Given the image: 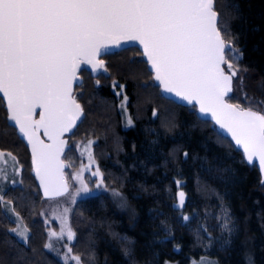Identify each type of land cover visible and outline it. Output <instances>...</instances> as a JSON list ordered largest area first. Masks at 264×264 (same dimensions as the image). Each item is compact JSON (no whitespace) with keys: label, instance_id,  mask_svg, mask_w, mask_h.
<instances>
[{"label":"snow or ice","instance_id":"snow-or-ice-1","mask_svg":"<svg viewBox=\"0 0 264 264\" xmlns=\"http://www.w3.org/2000/svg\"><path fill=\"white\" fill-rule=\"evenodd\" d=\"M217 3L218 0H0V93L6 100V119L30 146L34 172L45 198L67 196L74 205L84 194L104 192L120 201V209L135 214L122 191L115 187L110 189L105 183V174L93 152L96 140L82 142L81 155L86 154L88 162L79 171L66 174L65 169H71L72 164L62 159L69 147L68 140L64 139L65 133H70L77 122L87 118L77 99V96L83 98V93H77L73 88L74 84L82 87L78 74L81 66L94 74H108L105 61L99 57L109 54L112 48L136 46L132 42L142 46L141 56L146 57L153 73L151 81L142 87L157 88L161 99L191 106L198 118H210L214 122L212 130L216 131L218 126L226 133L225 138L233 142V147L240 150L243 157L240 162L249 166L255 163L259 167L260 183L264 185V111L229 102L235 91L249 100L243 91L244 77L240 75L247 70L240 66L244 53L237 46L238 37L231 36ZM132 62L135 63V58ZM234 80L237 82L235 87ZM95 85L99 89V79L95 80ZM111 87L119 99L117 108L124 117L125 127H134L125 85L113 80ZM38 108L41 112L39 119H35ZM161 112L162 109L153 106L152 118L159 119ZM162 127L164 135L161 137L157 133L158 138L149 143V158L155 155L161 139H176L168 135L179 127L175 115L168 114ZM179 136L191 140V130L180 132ZM132 147L135 151L136 146ZM202 147L209 150L206 145L202 144ZM176 151L173 149L170 154L173 160ZM182 154L187 163L190 153L183 151ZM8 158L13 161V167L11 172L0 168V184H23V180L16 179L23 169L18 157L10 151L0 150V164L6 166ZM192 159L202 160L201 168L206 172L216 170L208 166L206 155H193ZM85 171L97 177L93 188H89L83 179ZM232 176L235 177V172ZM177 177H183L182 170H177ZM177 177L173 178L177 188L176 202L171 207L180 213L178 219L187 226L193 217L183 211L188 200L184 191L186 180ZM141 191L147 192L148 189L141 186ZM165 192L170 193L171 189L166 187ZM71 212V207L65 206L53 217L59 220V231H47L44 249L54 250L53 238L69 242L77 240V232L70 222ZM0 216L16 224V227L3 229L0 233V240L8 244L4 254L12 264H36V249L29 243L34 234L21 223L22 217L16 211L14 201L6 199L3 192H0ZM216 218L220 231L227 236V239L220 238V247L226 249L232 245L239 226L223 205L221 215ZM164 227L167 232L165 240L172 238V229ZM201 229L210 240L214 239L206 226L201 225ZM119 239L129 245L135 243L126 236ZM88 244L89 250L81 254L74 253L70 244H66L61 257L64 264L69 261L96 264L94 238ZM207 247H211V243ZM174 248L180 251L179 245ZM55 251L59 252V249ZM132 251L131 248L125 249V256ZM248 259L252 264L251 257ZM164 264L172 262L165 261ZM191 264H219V261L200 257L199 260L191 259Z\"/></svg>","mask_w":264,"mask_h":264},{"label":"trees","instance_id":"trees-1","mask_svg":"<svg viewBox=\"0 0 264 264\" xmlns=\"http://www.w3.org/2000/svg\"><path fill=\"white\" fill-rule=\"evenodd\" d=\"M217 7L222 9L224 24L229 27L232 37H238L237 46L244 53L240 66L247 71L240 75L264 91L261 87L264 85V0H218ZM141 52L134 46L105 55L108 74L94 76L91 71H82L85 81L77 88L82 90L83 98H78L87 118L71 138H99L95 153L106 184L122 191L135 214L120 209V201L104 192L81 199L73 212L77 232L73 252H87L88 241L94 238L96 264H164L165 261L191 264V259L199 260L200 257L218 260L219 264H249L251 257L252 264H264V185L260 183L259 167L255 163L252 166L241 163L240 150L233 147V142L217 127L216 131L212 130L213 121L198 118L191 106L161 99L157 88L142 87L151 81L153 73ZM96 79L101 82L99 89L95 85ZM113 80L125 85L135 123L132 128L125 127L124 117L117 108L119 99L111 87ZM230 100L247 107L235 94ZM153 106L162 109L159 119L152 118ZM259 106L264 108V105ZM168 114H174L179 124L168 134L176 139H161L155 155L149 158V143L158 138L157 133L161 137L164 135L162 122ZM7 116L5 101L0 96V150L12 152L23 165V184L11 185L3 193L6 199L14 201L23 224L34 234L29 243L36 249V264H64L52 250L43 248L48 240V226L41 219L45 198L32 172L30 149ZM193 124L195 128L191 127ZM187 129L191 130V140L179 136ZM202 144L209 150L206 151ZM173 149L177 150L175 160L170 155ZM183 151L190 153L187 163ZM77 152L76 147H71L65 159L76 165ZM193 155H206L208 166L216 170L212 173L204 171L201 168L203 161H193ZM228 168L232 171H225ZM178 169L183 171V177H177ZM174 177L186 180L184 191L188 200L183 211L193 217L187 226L178 219L180 213L171 207L176 202ZM141 186L148 191H141ZM166 187L171 189L170 193L165 192ZM221 205L230 210L239 226L232 245L226 249L220 247V238L227 239V236L220 231L216 218L221 215ZM165 225L173 232L172 238L166 240ZM201 225L207 227L214 239L207 237ZM15 226L0 216V233ZM113 233L117 235L113 236ZM125 236L135 243L129 245L119 239ZM209 243L211 247H207ZM174 245L180 246L179 252ZM7 247L8 244L0 240V264H12L4 254ZM128 248L133 251L125 256L124 250Z\"/></svg>","mask_w":264,"mask_h":264},{"label":"rangeland","instance_id":"rangeland-1","mask_svg":"<svg viewBox=\"0 0 264 264\" xmlns=\"http://www.w3.org/2000/svg\"><path fill=\"white\" fill-rule=\"evenodd\" d=\"M106 66H107V63H106ZM83 77H84V81H85V76L83 75ZM248 79L249 78H247V77L244 78L243 91L248 94L249 100L246 101L243 98V95L241 94V92H239V91H235L233 93V95L235 94L238 99H240L241 101H244L246 103L247 107L249 105H251L255 109H259V110L264 111V108L259 106V105H264V103H261V102H264V100H263L264 91L262 89L259 90L252 82L248 81ZM84 81H83V83H84ZM236 83L237 82L235 80L234 81V87H235ZM125 91H126V89H125ZM76 92L80 93V92H82V90H78V88H77ZM233 103H235V102H233ZM259 103H261V104H259ZM236 104H240V105L243 106V104L241 102L240 103H236ZM128 111L130 113L129 104H128ZM124 125H125V123H124ZM88 139H94V140H96V143L99 141L98 140L99 138L96 139V138H88V137H82V138L81 137H76V138H71L70 139L71 147H73V148L76 147L77 148V150H78L77 155H78L79 158H78V161H77L78 163L76 165L72 164V168L71 169H67V171H66L67 174H71L72 172L79 171V169L82 166L87 165V162H88L87 161V155L86 154L85 155H81V150L82 149H81L80 146H81L82 142H86ZM96 143L93 145V152H94L95 157H96V159L98 161V158H97L96 153H95V147H96L95 145H96ZM66 161H67V159H66ZM67 162L70 163L69 161H67ZM98 163H99L100 169L102 170V167H101V164H100L99 161H98ZM12 167H13V161H11L10 158H8V164L6 166L3 165V164H0V168H6L10 172H11ZM82 176H83V179L85 180V182L88 184L89 188H93V182L97 180V177L91 176L88 171L83 172ZM16 179L21 180V174H20V176L16 177ZM73 183H76V182H73ZM105 183H106V181H105ZM17 184H19V183H17ZM9 186H11V184H7V183L0 184V190L2 192H4V191H6V189ZM109 188L111 189L112 186H109ZM107 194H109V193H107ZM90 196H92V195L84 194L83 198L78 197L76 204L81 199H84V198H87V197H90ZM115 200H118V199H115ZM76 204H74V205L70 204L69 197H67V196L58 197L56 199H47V198H45L44 202H43L44 210H43V215H41V219L45 220V221H48L47 222L48 230L51 229L53 231H57V232L59 231V226H60L59 225V220L53 219V217L57 216L59 214V212L62 210L63 207L68 206V207H71V209H72L70 222L72 224L73 229L76 231L75 226L73 224V212H74V209L76 207ZM123 210H125V209H123ZM21 223L23 224V221H21ZM52 243H53V249H54L52 251L56 255H58L59 257H62V254L65 251V245L66 244H70V246L72 247L74 241L73 242H69V241H67V239H64L63 241H61V240H57V239L53 238ZM55 249H59V252L55 251ZM69 264H74V262L69 261ZM172 264H176V263L173 262Z\"/></svg>","mask_w":264,"mask_h":264},{"label":"water","instance_id":"water-1","mask_svg":"<svg viewBox=\"0 0 264 264\" xmlns=\"http://www.w3.org/2000/svg\"><path fill=\"white\" fill-rule=\"evenodd\" d=\"M132 43H134L135 45H136V47H138V48H140V50L142 51V46H140V45H138V42H132ZM126 48H129L128 47V45H124L123 47H121V48H112V49H110V52H109V54H111V53H115V52H118V51H121V50H124V49H126ZM105 55L104 54H102L100 57H99V59H102V60H104L103 59V57H104ZM144 59L146 60V57H144ZM105 61V60H104ZM106 63V62H105ZM148 66H149V68H150V65L148 64ZM83 70H85V66H81V70H80V72L78 73L79 74V76L81 77V81H82V83H83V81H84V77H83V75H82V71ZM227 70V69H226ZM88 71H91V70H88ZM93 75L94 76H98L99 74H94L93 73ZM235 81V80H234ZM234 81H233V84H234ZM79 85H77V84H74L73 85V88H74V91L76 92V89H77V87H78ZM231 95H233V94H231ZM0 96L3 98V94L2 93H0ZM4 99V98H3ZM77 99H78V96H77ZM79 100V99H78ZM4 101H5V105H6V100L4 99ZM229 102L230 103H233L232 101H230L229 100ZM80 103H81V101H80ZM82 104V103H81ZM234 104H236V103H234ZM255 109V108H254ZM40 112H41V109H37L36 110V116L34 117L35 119H39V114H40ZM203 118H206V119H209L210 120V118H208V117H203ZM84 120V119H83ZM9 123L12 125V122H10L9 121ZM80 123L81 122H77V126L70 132V133H65V135H64V139H66V140H68V144H69V147L68 148H66L65 149V153H64V156L62 157V159H64V161H65V163H68L67 161H66V159H65V155H66V153L68 152V150L71 148V142H70V139H71V136L73 135V133L76 131V129L78 128V126L80 125ZM217 127V129L222 133V134H224L225 136H226V133H224L222 130H220L219 128H218V126H216ZM18 132V131H17ZM21 136V135H20ZM22 137V136H21ZM41 137L42 138H44L43 137V133H42V131H41ZM23 138V137H22ZM24 139V138H23ZM46 139V138H45ZM25 140V139H24ZM25 142H26V144L28 145V143H27V141L25 140ZM28 147H29V149H30V146L28 145ZM30 152H31V149H30ZM67 169L68 168H66L65 169V173H66V171H67ZM32 172H33V174L35 175V172H34V166H33V169H32ZM67 174V173H66ZM36 176V175H35ZM37 178V177H36ZM37 181H38V183H39V179L37 178ZM41 192H42V189H41ZM43 195V194H42ZM44 197V196H43ZM45 198V197H44ZM48 199V198H47Z\"/></svg>","mask_w":264,"mask_h":264}]
</instances>
